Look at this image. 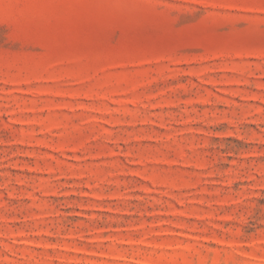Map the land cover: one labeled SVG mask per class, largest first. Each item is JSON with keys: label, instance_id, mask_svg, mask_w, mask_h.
Segmentation results:
<instances>
[{"label": "rangeland", "instance_id": "374dc122", "mask_svg": "<svg viewBox=\"0 0 264 264\" xmlns=\"http://www.w3.org/2000/svg\"><path fill=\"white\" fill-rule=\"evenodd\" d=\"M0 264H264V0H0Z\"/></svg>", "mask_w": 264, "mask_h": 264}]
</instances>
